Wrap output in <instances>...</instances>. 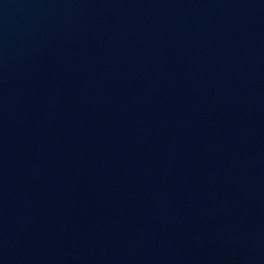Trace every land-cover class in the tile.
<instances>
[{
    "label": "water",
    "instance_id": "obj_1",
    "mask_svg": "<svg viewBox=\"0 0 264 264\" xmlns=\"http://www.w3.org/2000/svg\"><path fill=\"white\" fill-rule=\"evenodd\" d=\"M0 264H264V0H0Z\"/></svg>",
    "mask_w": 264,
    "mask_h": 264
}]
</instances>
